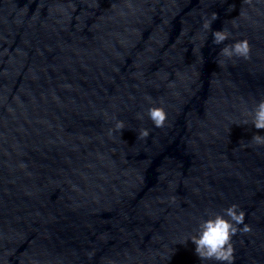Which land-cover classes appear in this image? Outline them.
<instances>
[{
	"label": "water",
	"instance_id": "obj_1",
	"mask_svg": "<svg viewBox=\"0 0 264 264\" xmlns=\"http://www.w3.org/2000/svg\"><path fill=\"white\" fill-rule=\"evenodd\" d=\"M261 100L264 0H0V264H161Z\"/></svg>",
	"mask_w": 264,
	"mask_h": 264
},
{
	"label": "clouds",
	"instance_id": "obj_2",
	"mask_svg": "<svg viewBox=\"0 0 264 264\" xmlns=\"http://www.w3.org/2000/svg\"><path fill=\"white\" fill-rule=\"evenodd\" d=\"M216 17L213 15L212 20ZM211 21H205L204 28L209 29ZM228 31L218 30L213 33L214 43L222 44L229 39ZM221 54L224 57H242L247 59L249 56V45L247 40H241L233 45L225 46ZM150 99V98H149ZM148 116L153 121L155 127L160 128L165 125L167 113L163 107H150ZM251 123L256 130H264V100L258 102L251 112ZM142 118V117H141ZM247 123V121H245ZM123 122L117 123L118 129H123ZM141 137H147L149 132L145 129L140 133ZM252 140L256 144H264V135H254ZM228 217L230 219H226ZM244 223V214L238 212L237 206L225 209L223 214H215L203 220L197 230V234L190 238L195 246V254L201 260L215 261L218 264H232L233 248L230 243L231 237L237 232V225ZM245 231L247 227L245 226Z\"/></svg>",
	"mask_w": 264,
	"mask_h": 264
}]
</instances>
